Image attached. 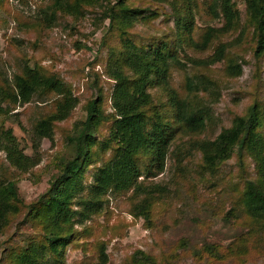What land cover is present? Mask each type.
<instances>
[{
  "label": "rangeland",
  "instance_id": "1",
  "mask_svg": "<svg viewBox=\"0 0 264 264\" xmlns=\"http://www.w3.org/2000/svg\"><path fill=\"white\" fill-rule=\"evenodd\" d=\"M231 1L237 17L226 29L219 0H126L143 17L121 34L116 20L107 17L116 0L84 6L78 17L57 12L51 24L42 11L53 0H0V86L9 88L13 75L29 65L61 79L78 100L69 117L55 123L52 140L43 138L34 149V125L54 111L60 96L43 93L22 105L0 98V133L11 129L24 154L38 159L29 171H17L1 149L0 135V181H16L25 205L49 188L72 155L70 137L86 118V104L99 94L105 119L95 137H108L114 81L107 63L112 50L119 56L123 38L146 52L166 41L174 54L166 82L149 89L152 101L146 107L148 115L159 116L172 131L165 133L169 139L163 166L157 168L148 156L139 155L137 184L144 191L131 188L104 195L98 212L73 225L74 239L59 264H98L102 246L103 264H135L136 254L142 259L138 252L151 257L147 264H264V223L246 217L239 200L244 181L256 178L254 161L247 154H233L211 170L199 150L201 141L214 139L254 103L264 114V53L254 54L257 32L246 0ZM208 31L211 37L202 46ZM230 63L240 66L239 74L228 68ZM172 92L185 101L187 115L195 118L188 125L199 126L195 131L175 121ZM98 146L92 147L96 156L85 169V186L114 144L106 150ZM149 189L152 204L146 221L132 210ZM26 213L22 208L0 232V264H15L11 247L39 236Z\"/></svg>",
  "mask_w": 264,
  "mask_h": 264
},
{
  "label": "trees",
  "instance_id": "2",
  "mask_svg": "<svg viewBox=\"0 0 264 264\" xmlns=\"http://www.w3.org/2000/svg\"><path fill=\"white\" fill-rule=\"evenodd\" d=\"M100 0H53L48 11L43 10V18L49 24L56 19V13L73 17L82 14L84 6L99 4ZM247 11L254 22L257 32L255 55L264 53V0H246ZM219 7L224 17V28L229 29L234 23L237 13L231 0H219ZM107 15L111 22L116 20L121 34L141 18L142 10L128 6L126 0H116L108 8ZM184 25V23H183ZM187 30H190L188 28ZM211 31V29H210ZM211 37L207 32L202 46ZM141 45H136L129 37H124L119 56L110 52L107 72L114 81L111 93V107L114 116L108 137L97 141L95 131L105 119L101 108L102 96L99 94L86 104V118L77 126L75 134L70 137L73 147L72 155L63 162L58 173L53 176L49 188L38 199L25 205L18 193L17 182L11 179L0 181V232H3L22 208L27 209L25 217L39 229V236L31 238L23 244L11 247V258L15 264H48L61 263L67 245L74 239L73 225L90 218L102 207L103 196L109 191L122 192L134 188V192L144 189L137 181L141 177L138 165L139 155H146L150 163L157 168L164 164L170 125L161 121L159 116H150L146 107L151 103L150 88L166 82L168 60L174 59L169 43L162 41L146 52ZM151 46V45H150ZM221 50V49H220ZM220 56V54H219ZM219 58V57H218ZM233 74L240 73V66L230 63ZM128 70L126 72L125 70ZM53 92L60 96L54 111L36 122L31 135L34 149L43 138L52 140L54 125L69 117L77 105V97L69 86L54 75H46L36 67L25 65L19 73L12 77L9 88L0 86V98L13 104H26L43 93ZM174 119L183 122L192 131L198 127H190L188 122L195 120L186 113V104L175 92L170 94ZM264 114L257 103L251 105L245 115L236 116L230 127L223 129L212 140H203L199 144L204 165L215 170L233 154H247L254 161L256 178L244 181L241 192V211L251 221L264 223ZM167 133V134H168ZM3 144L9 164L17 171L25 173L36 165L38 159L24 154L11 129L1 131ZM169 135V134H168ZM112 147L107 160L94 167L92 182L85 186L84 172L93 161L95 151L92 147L99 145L101 150ZM152 189L133 207V214L149 220L152 202ZM76 206V207H74ZM80 209H77L78 207ZM35 235H38V234ZM104 246L100 251V262L106 260ZM134 256L135 264L153 262L151 257L142 252Z\"/></svg>",
  "mask_w": 264,
  "mask_h": 264
}]
</instances>
